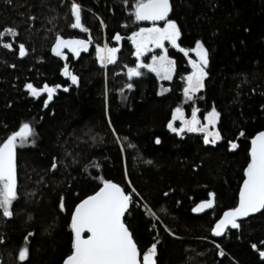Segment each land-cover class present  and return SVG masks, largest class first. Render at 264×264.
I'll list each match as a JSON object with an SVG mask.
<instances>
[{
  "label": "trees",
  "instance_id": "trees-1",
  "mask_svg": "<svg viewBox=\"0 0 264 264\" xmlns=\"http://www.w3.org/2000/svg\"><path fill=\"white\" fill-rule=\"evenodd\" d=\"M76 2L88 32L71 27V0H0V32L7 27L19 32L0 41V143L24 123L34 130L28 143L17 146L14 215L5 217L0 209V264H63L74 237L71 215L99 190L101 178L139 193L125 222L142 250L158 242V264H264L259 254L264 215L230 229L222 240L211 237L222 214L237 206L250 140L264 131V0H170L171 19L182 32L180 46L191 49L201 40L209 49V76L194 101L201 118L213 106L221 113V139L214 145L167 127L176 107L191 116L183 77L191 71L193 52L185 56L168 49L176 62L170 82L160 83L146 71L129 79L128 68L137 60L128 37L143 27L134 17L135 0ZM117 33L122 40L114 39ZM57 35L91 40L90 49L60 58L51 51ZM20 43L27 49L24 57ZM105 43L120 51L115 63L103 66L96 46ZM65 64L78 75V84L63 75ZM28 83L62 87L45 107L46 95L31 96ZM128 83L134 87L128 89ZM162 86L169 88L164 95ZM212 192L213 209L194 215L192 209ZM24 246L30 255L21 262Z\"/></svg>",
  "mask_w": 264,
  "mask_h": 264
},
{
  "label": "snow or ice",
  "instance_id": "snow-or-ice-1",
  "mask_svg": "<svg viewBox=\"0 0 264 264\" xmlns=\"http://www.w3.org/2000/svg\"><path fill=\"white\" fill-rule=\"evenodd\" d=\"M10 3L11 0H8ZM127 3V0H125ZM71 14L74 16V22L71 27L82 29L88 32L89 29L82 23V5L76 0H71ZM173 11L170 0H135L134 17L136 21H150L151 27H141L138 31H133L128 39L135 47L134 55L139 61L135 67H129L127 76L129 79L141 77L144 73L141 69H148L155 73L162 80H172L176 70V62L168 55V49L165 43L178 48L181 53L188 56L189 52H194L196 59L189 58L191 71L183 77L185 86L183 94L187 100L194 101L197 94L205 88V80L209 76L207 71L209 65V49L201 40L195 42L194 48L181 47L180 41L182 32L180 25L175 19L169 18ZM30 20H35V16H30ZM164 22L163 27L158 22ZM51 22V21H50ZM5 35L13 37L18 36L19 32L13 27H7L0 32V41ZM116 41L123 37L117 33L114 36ZM91 40L86 39H65L57 35L55 44L51 51L58 57L67 60L64 49H69L76 57L80 56L81 51H87ZM5 48L12 49V43L5 42ZM153 49H161V54L153 53L151 63H144L143 57ZM118 47H110L107 43L103 46H96V55L99 63L103 66L115 63ZM27 49L24 43L19 44V55L24 57ZM63 75L71 80L73 85L79 83L78 75L70 71L67 64L64 65ZM31 96L39 98L42 94H47V102L51 101L57 89L61 85L50 86L45 83L42 88L34 86L32 83L25 85ZM128 89L134 85L128 83ZM65 92L69 89L64 88ZM167 91V90H165ZM123 94V90H122ZM199 108H193L191 117L185 116L182 107H176L172 114V119L168 122V129L177 135L187 133H202L205 144H215L221 139V133L216 128L221 113L215 106L204 116V121L200 119ZM176 121L180 122L179 127ZM115 131V129H113ZM240 136L245 133L241 131ZM34 136V130L29 123H24L19 131L12 132L2 143H0V209L3 210L5 217L14 215L13 202L18 199L17 182V146L29 142V138ZM119 139V137H117ZM157 144L161 143L160 138H156ZM231 148L235 149L238 145L230 142ZM123 147V146H122ZM133 147H135L133 145ZM250 161L247 164L243 185L239 190L238 205L225 211L211 232L217 236H222L226 231L239 229L242 227L243 218L252 214L261 213L264 215V131H259L252 139L250 145ZM56 164L52 165L55 169ZM102 186L94 194L87 196L75 206L71 215L70 228L74 237L71 243V254L67 256L63 264H158L157 243L153 242L147 250H142L134 238L133 232L125 222V214L134 204V196H139L135 189L126 191L119 183L110 179L101 178ZM167 195V193H165ZM213 199L204 200L192 209L193 212H203L207 208L214 206L215 193H209ZM61 209L64 208L63 200L60 203ZM155 215V213H153ZM87 233V235H85ZM31 235V233L29 234ZM27 239V238H26ZM3 240H0L2 243ZM256 247L255 244L252 245ZM221 256L224 252L221 250ZM264 257V251L260 253ZM29 247L24 246L19 250V261L29 260Z\"/></svg>",
  "mask_w": 264,
  "mask_h": 264
},
{
  "label": "rangeland",
  "instance_id": "rangeland-1",
  "mask_svg": "<svg viewBox=\"0 0 264 264\" xmlns=\"http://www.w3.org/2000/svg\"><path fill=\"white\" fill-rule=\"evenodd\" d=\"M73 18H74V16H73ZM77 30H80V31H83L82 29H77ZM90 46H91V43H90V45H89V48H88V50L90 49ZM165 46L167 47V49H169V48H173V49H175V50H178V48H174L171 44H169V43H165ZM87 50V51H88ZM134 50H135V47H134ZM87 51H81V53H83V52H87ZM64 52H65V54H66V56L68 55V54H72L74 57H76L69 49H64ZM161 52H162V50L161 49H153V51L152 52H148V53H146L145 54V56L142 58L143 59V61H144V63H151V56L153 55V53H155V54H157V55H159V54H161ZM80 53V54H81ZM54 54V53H53ZM193 54L195 55V53L193 52ZM135 56V55H134ZM60 58H62V57H60ZM77 58V57H76ZM197 57L195 56V58L194 59H196ZM135 59L137 60V57L135 56ZM139 61L137 60V63H138ZM137 65V64H136ZM141 71H146V72H149V73H151V74H153V75H155V77L158 79V81L160 82V83H162V82H170V81H172V80H162V79H160L155 73H153V72H151V71H149L148 69H141ZM174 75H175V72H174V74H173V78H174ZM172 78V79H173ZM184 81V80H183ZM184 86H185V81H184ZM165 90H167V91H165ZM27 91H28V89H27ZM169 91V88H167V87H161L160 89H159V94L160 95H164V94H166L167 92ZM202 91V90H201ZM29 92V91H28ZM199 94V93H198ZM197 94V95H198ZM42 95H46V97H47V94L46 93H44V94H42ZM41 95V96H42ZM183 96H184V94H183ZM53 97H54V95H53ZM53 99V98H52ZM52 101V100H51ZM51 101H48V102H51ZM184 104L186 105V104H193L194 105V103H195V101H190V100H187L186 99V97L184 96ZM192 112V111H191ZM207 115V114H206ZM205 115V116H206ZM185 116H186V114H185ZM191 117V116H190ZM190 117H188V118H190ZM202 120V122L204 121V118H202L201 119ZM179 125H180V122L179 121H176V126L177 127H179ZM216 128H218V123H217V125H216ZM185 134H187V132L185 133ZM184 135V134H183ZM182 135V136H183ZM179 136H181V135H179ZM201 136L203 137V134L201 133ZM220 140H218L216 143H218ZM215 143V144H216ZM18 145H19V143H18ZM212 145H214V144H212Z\"/></svg>",
  "mask_w": 264,
  "mask_h": 264
},
{
  "label": "water",
  "instance_id": "water-1",
  "mask_svg": "<svg viewBox=\"0 0 264 264\" xmlns=\"http://www.w3.org/2000/svg\"><path fill=\"white\" fill-rule=\"evenodd\" d=\"M169 18H171V16H170V14H169ZM141 24H145V25H148V26H152V22H150V21H139ZM159 23V25L161 26V25H164V22H158ZM250 145H251V140H250ZM250 151V150H249ZM250 156V155H249ZM245 178H246V175H245ZM244 178V179H245ZM242 185H243V182H242V184H241V187H242ZM240 187V188H241ZM210 199H213V197H211L210 196ZM238 201H239V195H238ZM214 205H215V203H214ZM237 205H238V203H237ZM214 207V206H213ZM213 207L212 208H207V209H205L203 212H199V213H197V212H193V214L194 215H196V216H201V215H203V214H205V213H207L208 211H210L211 209H213ZM264 210H262V212H263ZM261 213H255V214H252V215H250L249 217H247V218H243V220H242V222H245L246 220H248L249 218H251V217H254V216H257V215H260ZM222 216H223V214H222ZM222 216L220 217V218H222ZM231 229V228H230ZM229 229V230H230ZM229 230L228 231H226L222 236H220V237H217V236H215L213 233H211V237H212V239L213 240H215V241H218V240H222L223 238H225L227 235H228V233H229ZM85 235H87V233H85Z\"/></svg>",
  "mask_w": 264,
  "mask_h": 264
},
{
  "label": "flooded vegetation",
  "instance_id": "flooded-vegetation-1",
  "mask_svg": "<svg viewBox=\"0 0 264 264\" xmlns=\"http://www.w3.org/2000/svg\"><path fill=\"white\" fill-rule=\"evenodd\" d=\"M142 26L143 27H151V26H148V25H145V24H142ZM161 27H163V25H161ZM190 67H191V65H190ZM183 109H184V112L186 113V111H185V107H182ZM193 108H198V105H197V103H194V105L192 104V109ZM192 109H191V111H192ZM200 109V108H199ZM201 111V110H200ZM198 116L200 117V119H202L201 118V116H200V112L198 113ZM192 134H197V135H201V133H192Z\"/></svg>",
  "mask_w": 264,
  "mask_h": 264
}]
</instances>
